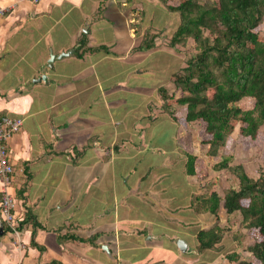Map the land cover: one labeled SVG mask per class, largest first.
Here are the masks:
<instances>
[{
  "label": "crops",
  "instance_id": "obj_1",
  "mask_svg": "<svg viewBox=\"0 0 264 264\" xmlns=\"http://www.w3.org/2000/svg\"><path fill=\"white\" fill-rule=\"evenodd\" d=\"M144 2L153 0H0L9 7L0 16V111L23 119L7 143L9 190L16 217L40 225L23 224L17 239L0 217V264H135L120 262L132 248L142 264H180L191 251L185 127L170 120L171 145L154 135L167 114L160 89L173 88L181 63L168 42L137 49L142 34L129 21L144 15ZM74 229L97 233L99 246L59 240L57 230Z\"/></svg>",
  "mask_w": 264,
  "mask_h": 264
},
{
  "label": "trees",
  "instance_id": "obj_2",
  "mask_svg": "<svg viewBox=\"0 0 264 264\" xmlns=\"http://www.w3.org/2000/svg\"><path fill=\"white\" fill-rule=\"evenodd\" d=\"M159 2L179 18L169 45L176 47L191 40L195 48L185 57V65L171 76L175 90L181 94L172 98L167 95V90L160 89L163 111L180 126L185 127L186 123L195 120L202 121L203 132L210 136L205 143L207 154L211 156L217 155L219 147L225 145L239 122L242 136L256 138L259 125L264 123V39L257 30L264 19V0ZM155 38L152 33H144L137 49L154 46ZM80 42L76 52L78 56L87 49L84 48L86 41L81 39ZM244 98L253 99L251 108L245 109L238 103ZM175 104L177 107L172 108ZM188 147L193 150L192 144L188 143ZM189 149L188 152L184 150L186 173L196 175L203 159ZM106 154L111 152L106 151ZM230 158L228 155L220 156L216 168H230ZM233 171L238 178L237 187H228L221 197L214 189L205 195L196 194L191 200L192 206L195 213L216 215L220 209L227 215L239 212L243 226L252 236L247 249L254 260L240 259L234 250L225 254L228 264H264V167L257 178L250 177L240 165H236ZM27 222H31L34 229L40 226L27 214L18 219L19 228ZM34 229L31 243L36 245ZM224 229L229 228L220 222L208 229H200L195 237L197 251L218 250L226 232ZM57 234L59 240L69 238L99 246L97 233L83 237L74 229L64 234L57 230ZM243 237L244 234L239 233L236 239L242 241Z\"/></svg>",
  "mask_w": 264,
  "mask_h": 264
},
{
  "label": "rangeland",
  "instance_id": "obj_3",
  "mask_svg": "<svg viewBox=\"0 0 264 264\" xmlns=\"http://www.w3.org/2000/svg\"><path fill=\"white\" fill-rule=\"evenodd\" d=\"M154 1L156 0H153V2L147 4L144 2L142 7L145 11L144 15L140 19L137 17L136 20L129 21V24L132 28H135L137 33L141 32L142 36L144 33L149 32L156 36L155 39L157 41L161 43L169 42L172 32L177 26L179 20L178 15L169 12L162 4H157ZM137 15H140V13L138 12ZM257 30L259 36L264 39V19ZM176 49L178 50L181 68L185 65V57L191 52L195 51L194 43L191 40H187L184 45H177ZM180 94V91L175 90L174 86L171 90L167 89V95L171 96L172 98H176ZM238 103L245 109L251 108L253 105V99L244 98ZM174 107H177V105H172V108ZM177 110L179 111L180 109ZM163 117L164 122L163 124H159V131L158 133L155 132L154 135L157 141L162 143L169 142L171 145V142L175 140L174 135L171 133L173 126L171 123H169L170 120H172V117L168 114H164ZM202 123V121L195 120L185 124V133L183 135L185 138L184 141H182L183 146L188 152V149L190 148L188 147V143H190V145L192 144L193 150L189 149V152L198 154L203 160L199 164L200 166L198 174H186V182L189 184L190 189L193 192L191 193L189 202L187 200L186 205L184 206L185 211L183 212L184 217L182 220L185 222V231L189 234L188 238L191 239L196 237V234L200 229H208L219 222L221 225H223V227L228 226L229 229H224L226 232L221 243L219 244L218 250L210 249L198 252L195 247L197 242L193 241L194 243L192 242L193 245L191 251L186 253V258L180 264H228V259L225 257V254L234 250L238 253L240 259L253 261L254 258L251 252H249L247 249L248 245L252 242V236L243 226V222H241V214L239 212H234L227 215L223 209H220L216 215L210 212L195 213L191 200L194 195L208 194L211 189L216 190L221 197L223 195V191L228 187H237L238 178L233 171V168L236 165H240L250 177L257 178L259 176L264 167V123L259 125L260 127L258 128L256 138L254 139L242 136L239 132V126L241 123L239 122L235 124L234 131L227 137L225 145L221 148L219 147L216 156L207 154L208 148L205 140L210 136L203 132L204 128ZM226 155L232 157L228 160V166H230V168H216V165L220 160V156ZM136 166L137 173H141L140 168H143L144 164L141 163L137 164ZM172 173L173 175H170L171 178H178L180 175L177 170L171 172V174ZM177 180L175 181L177 182ZM179 183L181 185L182 181H179ZM180 188L183 187L180 186ZM179 197L183 198V193H180V195L179 193L175 194L176 199H179ZM182 220L178 225L180 228L183 225ZM137 224H144L147 226V224L143 222ZM148 229L149 227H147V230ZM239 233L244 234L242 241L236 239ZM148 236L149 235L145 237L147 238ZM141 253L143 252H140L137 249H129L128 251H125L124 254L122 253L123 259L120 262L124 263V258L127 257L128 261L130 262L134 261L136 262L135 264H142L143 261L140 260L142 255ZM164 260H167V256H165ZM145 262H147V260H145Z\"/></svg>",
  "mask_w": 264,
  "mask_h": 264
},
{
  "label": "built area",
  "instance_id": "obj_4",
  "mask_svg": "<svg viewBox=\"0 0 264 264\" xmlns=\"http://www.w3.org/2000/svg\"><path fill=\"white\" fill-rule=\"evenodd\" d=\"M27 1L36 3L39 0ZM8 9L9 7L0 3V16L4 15ZM22 120L21 117H12L0 111V217L8 233L17 239H19L20 228L14 211L15 199L9 190L15 175V168L8 153L7 143L9 138L21 128ZM14 241L17 248L22 246L21 242Z\"/></svg>",
  "mask_w": 264,
  "mask_h": 264
},
{
  "label": "water",
  "instance_id": "obj_5",
  "mask_svg": "<svg viewBox=\"0 0 264 264\" xmlns=\"http://www.w3.org/2000/svg\"><path fill=\"white\" fill-rule=\"evenodd\" d=\"M66 54H68V53L67 52H64V53H60L58 56H63V55H66ZM55 57H56V55L53 54V53H51L50 59H49L50 66L52 65L51 62L53 61V59ZM38 80H45V75H42ZM3 228H4V226H3L2 222H1V219H0V229H1V231L3 230ZM177 245H178V247H179V249L181 251L186 252V250L188 249L187 248L188 247L187 246V243H185V241L182 240V239H178L177 240ZM103 249H105L109 253V249L107 248L106 244L103 245Z\"/></svg>",
  "mask_w": 264,
  "mask_h": 264
}]
</instances>
